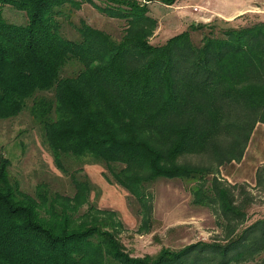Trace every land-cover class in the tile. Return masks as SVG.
Instances as JSON below:
<instances>
[{"label":"trees","instance_id":"1","mask_svg":"<svg viewBox=\"0 0 264 264\" xmlns=\"http://www.w3.org/2000/svg\"><path fill=\"white\" fill-rule=\"evenodd\" d=\"M82 1L0 0V119L28 107L59 168L68 156L89 154L142 209L151 197L148 185L180 179L194 183L195 204H218L228 221L246 219L234 187L215 178L203 185L212 167L180 158L206 154L216 167L240 161L255 125L264 124V22L218 33L214 24H190L153 44L158 21L147 3L87 0L123 20V34L115 39L81 19L78 38H68L61 32L62 7ZM4 7L24 13L26 21H6ZM205 27L194 43L190 32ZM9 166L0 147V264H228L264 250L259 218L231 230L225 244L202 241L132 256L110 217L97 218L114 213L92 205L80 212L90 191L86 179H72V195L45 186L30 195ZM256 177L264 180V170Z\"/></svg>","mask_w":264,"mask_h":264},{"label":"rangeland","instance_id":"2","mask_svg":"<svg viewBox=\"0 0 264 264\" xmlns=\"http://www.w3.org/2000/svg\"><path fill=\"white\" fill-rule=\"evenodd\" d=\"M94 1L99 5L105 4V0ZM137 1L147 3L148 14L158 21L157 28L149 38L153 44L166 41L187 29L190 24H214V31L218 33L223 27L264 22V0H176L171 5L156 0ZM62 10L63 15L59 18L61 32L68 38H78L76 26L81 19L115 39L123 34V20L102 14L87 0H83L78 7L66 2ZM2 16L15 24L26 21L24 13L11 7H4ZM207 31L205 27L190 32L192 41L198 44ZM0 147L10 159V177L27 194L34 195L38 186H45L50 191L72 195V179H86L90 191L87 203L81 207L80 212L92 205L98 210L114 213L113 217L109 213H97V218L110 217L132 256L154 255L162 247L176 250L202 241L225 244L230 239L231 230L239 231L249 223L264 218V180L259 183L256 177L257 172L264 170L263 123L255 125L240 161L232 160L216 167L215 162L206 154L180 158L182 162L212 167V173L206 176L203 185L215 178L219 186H226L227 189L229 186L234 187L230 188V192L234 195L235 204L240 205L241 209L246 206V219L243 220H226L218 204H195L192 182L158 178L148 185L151 197L142 209L134 196L113 181L107 166L89 154L79 158L68 156L62 160L63 169L59 168L28 107L15 117L0 119ZM240 259L228 264H264V250ZM209 264H218V260Z\"/></svg>","mask_w":264,"mask_h":264}]
</instances>
